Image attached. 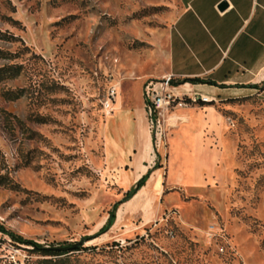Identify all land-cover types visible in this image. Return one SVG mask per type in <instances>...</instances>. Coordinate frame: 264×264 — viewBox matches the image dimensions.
<instances>
[{
  "label": "rangeland",
  "instance_id": "1",
  "mask_svg": "<svg viewBox=\"0 0 264 264\" xmlns=\"http://www.w3.org/2000/svg\"><path fill=\"white\" fill-rule=\"evenodd\" d=\"M181 10V0H0V31L15 38L0 41L13 55L0 68L21 65L0 83V264H264V95L213 102L223 139L205 133L200 163L188 159L200 185L177 183L180 158L168 171L180 146L167 123L152 136L161 189L149 177L129 196L137 182L99 170L107 91L162 68ZM125 92L142 105L138 82ZM83 240L59 257L33 246Z\"/></svg>",
  "mask_w": 264,
  "mask_h": 264
},
{
  "label": "crops",
  "instance_id": "2",
  "mask_svg": "<svg viewBox=\"0 0 264 264\" xmlns=\"http://www.w3.org/2000/svg\"><path fill=\"white\" fill-rule=\"evenodd\" d=\"M181 4L161 51L162 68L119 83L113 111L102 125L99 170L104 179L116 185L129 187L151 171L150 177L162 188V181H155L161 169L152 167L154 146L143 98L147 81L171 75L180 83L179 91L191 90L210 99L203 106L178 109L166 119L173 129L174 148L180 146L177 159L173 152L168 160V171L180 158L176 181L188 188L204 181L202 178L194 184L188 164L191 157L200 163L204 134L214 133L220 143L223 139V118L213 102L264 95V0H181ZM191 79L204 83L185 82ZM132 82L141 87L142 105L134 104L125 92V84ZM211 156L216 162L222 152ZM145 206L148 208L149 202Z\"/></svg>",
  "mask_w": 264,
  "mask_h": 264
},
{
  "label": "built area",
  "instance_id": "3",
  "mask_svg": "<svg viewBox=\"0 0 264 264\" xmlns=\"http://www.w3.org/2000/svg\"><path fill=\"white\" fill-rule=\"evenodd\" d=\"M118 84L107 91L103 100V111L109 116L117 95ZM181 87L175 77L167 75L159 81H147L143 86V98L148 118L149 129L156 141H160L166 117L178 109L188 108L201 103H209L210 99L191 90L179 91Z\"/></svg>",
  "mask_w": 264,
  "mask_h": 264
},
{
  "label": "trees",
  "instance_id": "4",
  "mask_svg": "<svg viewBox=\"0 0 264 264\" xmlns=\"http://www.w3.org/2000/svg\"><path fill=\"white\" fill-rule=\"evenodd\" d=\"M15 38L12 36L7 35V33H2L0 31V41H13ZM0 59H5V60H12L13 55L9 52H6L2 49H0ZM21 71V65H8V66H3L0 68V83L4 80L7 79H13L17 78L20 75ZM185 82H190V83H204L200 79H191V80H186ZM211 85H214V83H209ZM262 87H264V82L262 84ZM13 99H18L21 96V92L19 93H13L12 95ZM205 103H201L200 105H204ZM155 167L154 169H156ZM151 171H148L145 175H143L135 184V188L129 192V196H132L135 194V192L139 191L142 187L145 186L146 181L150 177ZM0 186H7L6 181L4 180V177H0ZM115 221V213L114 211L109 213V217L107 219V222L105 224V228H110ZM35 252L41 254L43 257H59L67 254V252H60V251H55L54 248H43L38 245H33ZM79 250V249H77ZM61 262V260H58ZM57 262V261H54ZM41 264H52L53 261L45 259L40 262Z\"/></svg>",
  "mask_w": 264,
  "mask_h": 264
},
{
  "label": "water",
  "instance_id": "5",
  "mask_svg": "<svg viewBox=\"0 0 264 264\" xmlns=\"http://www.w3.org/2000/svg\"><path fill=\"white\" fill-rule=\"evenodd\" d=\"M85 243V241H81L78 244L72 245L71 247H62V248H54L55 251H60V252H67V251H71V250H76V248L81 247L83 244Z\"/></svg>",
  "mask_w": 264,
  "mask_h": 264
},
{
  "label": "bare ground",
  "instance_id": "6",
  "mask_svg": "<svg viewBox=\"0 0 264 264\" xmlns=\"http://www.w3.org/2000/svg\"><path fill=\"white\" fill-rule=\"evenodd\" d=\"M121 211V210H120ZM122 215V214H121Z\"/></svg>",
  "mask_w": 264,
  "mask_h": 264
}]
</instances>
